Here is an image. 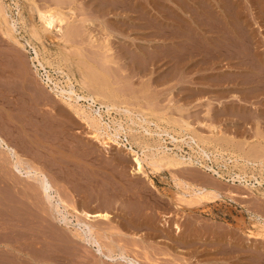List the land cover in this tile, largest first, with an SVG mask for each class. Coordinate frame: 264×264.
Wrapping results in <instances>:
<instances>
[{
    "label": "rangeland",
    "instance_id": "374dc122",
    "mask_svg": "<svg viewBox=\"0 0 264 264\" xmlns=\"http://www.w3.org/2000/svg\"><path fill=\"white\" fill-rule=\"evenodd\" d=\"M16 1H20L18 2L20 7L14 4ZM35 1L41 8L55 5L54 0ZM141 1L144 2V0ZM151 1L154 4L157 1L156 4L158 9H162L163 0ZM178 1L187 4V10L189 7L188 13H183L184 16L186 15L185 17L190 19L188 24L194 26L196 22L199 24V27H201L197 33H194L195 31L187 33V37H189L188 42L191 44H187L185 59L182 58L183 61L187 63L183 61L179 63L177 59L178 56L176 55L177 57L174 58L175 54L178 53L174 54L172 48H170V50L166 46L164 47L166 49L162 48L158 40V35L155 40L147 42L142 34L147 32L148 29L145 31L136 30V32L126 30L124 35H120L119 37L116 36L117 29H113L112 24L117 18L110 13L105 16L104 24L106 23L105 25L108 26V32L114 34L111 36V39H116L114 41H109L111 50L105 53L103 49H100L106 34V31L101 29V18H99V21H95L96 24L93 25L92 28V34L98 33L99 38L94 43L89 35L85 37L83 43H76V38L73 39V37L70 38L71 42H64L62 38H60V34L56 35L59 38L57 37L52 40L44 35V31L41 28L38 30L42 37L38 38V36L34 35L31 31V21L28 15V0H4V2L12 6L14 11L19 10L22 14L23 19L18 21V28L21 34L30 41L32 45V47L29 48L30 52H24L14 41L5 37L0 29V42H2L0 43V49L3 50L0 51L2 53H0V63H5L2 60L11 55L12 57L10 56V59L16 60V64H19L17 66L15 64V67H19L17 70L22 69L20 66L22 64H27V68L30 66V68H28L29 72L26 74V83L29 81L28 77L30 78V83L34 77L31 86L35 87L37 85L36 81L38 80L36 79V74L33 73L32 77L30 75V73L33 72V67L29 56L33 55L32 53L34 49H36L40 59L46 66V70H48V74L53 81L59 82L61 86L67 87V84L72 82L71 84H73L74 88L82 92L83 89L80 88L77 80L80 77V71H84L93 76L91 81L95 82L96 80L97 82L98 80V84L95 83L98 86L100 85L101 88L107 91L113 90L118 92L120 96L122 95L121 98L117 99L116 103L122 105L127 104L135 108L143 106V108L155 109V111L160 110L161 106L162 108L171 106L172 108L170 107L168 114L164 116V120H160L156 116H150V119H153L158 122L160 126L170 130L178 138H181V134L183 135L189 130V132L193 131L194 134L197 133H195V129L193 130V128H187L181 131L183 120L189 121L190 124L196 126V129L198 128L197 130L199 132H204L203 134L208 135L210 142L207 143L206 147L211 150L212 164L209 162V159H207V162L215 168L221 169L222 173L228 178L236 172L244 174L249 182L255 183L257 180L254 177H257V179L261 181V185L256 182L255 186L257 187L250 189L256 192L255 195L250 190L243 187L240 188V186L237 185L234 189L237 192L249 194V198L237 197L236 199L239 202L247 204L251 209L253 208V211H259L258 213L264 215V200L261 199L263 197L261 192H264V85L261 87L258 85L257 88L255 87L257 85V78L260 77L259 73L257 74V69L258 67L261 68L260 66L264 67V30L262 31V29H264V15L260 14V11H258L260 7L261 12H264V5H262L264 0H259V2H254L255 0H168V3L172 7L178 9V3H180ZM252 3L256 4L254 8V4ZM257 3H260L259 5H262V7ZM154 4L151 6L152 12L158 16L159 14L156 13L157 7L156 4ZM41 5H43V7ZM15 17L17 18L16 12ZM35 23L39 25L38 16L35 17ZM110 25L111 27H109ZM260 26H262V29ZM100 33H102V35ZM128 33H131V36L134 33V35H136L135 38L131 39V36L126 37ZM140 34L141 36L139 37ZM193 34L194 36H192ZM259 35H262V37ZM126 40L130 41V44ZM133 41L135 43H132ZM9 42L11 43L10 45ZM251 42H256L255 44H257V46L255 44H253V46ZM43 43L44 45H42ZM124 44L127 49L129 48L128 50H126ZM14 46L15 49L13 50ZM158 47H161V50H158ZM146 49L149 51H146ZM250 50L253 52H250ZM15 51L18 52L16 53ZM143 51H145V54H142ZM163 51L166 53H163ZM132 52L133 54H130ZM147 52H149V55H147ZM256 53L258 56H256ZM3 55L5 57H3ZM106 55L111 60H108ZM135 55L141 56V58L143 57L142 59L144 61L140 60V62H138L137 60L141 58ZM15 56H18V58ZM156 56L158 57L156 58ZM159 57L161 59H159ZM20 58L21 60H19ZM95 58L97 60H95ZM178 58L180 59L181 56ZM22 59L25 61L23 62ZM17 61H19V63ZM105 61L108 64H106ZM128 61L130 63H128ZM141 61H143L148 68H145L144 63L142 64ZM20 62L22 63L20 64ZM257 62H260L258 65H261H256ZM252 63H254L255 67ZM121 64L122 66L124 65V68ZM129 64L131 65L129 66ZM137 64L139 65L137 66ZM251 65L257 69L255 70ZM2 67L4 68L5 65L2 64ZM15 67L13 70L16 69ZM127 67L129 68L127 69ZM146 69L148 70L146 71ZM9 70L15 73L14 76H16L18 71H13L11 68ZM9 70L8 68L5 70V75L9 77V79L11 78L10 80L19 81L18 84L15 83L16 85H19V83L22 85L20 76L13 77V73ZM121 70L122 72L120 73L119 71ZM140 70L141 73H144L141 74ZM19 73H21V70ZM137 73L140 74L137 75ZM162 78L164 79L162 80ZM249 78H253L255 82L251 79L250 81ZM2 79L3 77L0 78V85L3 86L0 90L7 86L5 85L7 80L3 79V81ZM132 83L135 84L133 88L135 89L137 87V89L134 90L131 87L133 86L131 85ZM127 86L131 90L127 89ZM151 88L154 92L152 90L150 91ZM17 89L21 88L18 87ZM17 91H15L16 93L13 92L14 94L10 93L8 87L0 91V107H5L6 109L12 107L17 113L14 118L11 115L8 116V114H3L4 116L2 115L0 119V127L1 125H4V127L0 129L10 139L14 137L13 144L20 149L19 152L21 151L22 155H24L31 164L39 167L42 166V169L44 168L43 170L48 175H51L49 177L53 178L52 180H56H54L55 184H59L62 190L64 188L65 191H63V193L64 196L66 195V199L67 197L71 199L73 204H76L78 208L80 206V208H84L90 212H97L100 210L108 211L113 215V217L111 216L110 219L104 222H102V220L105 219L101 220V218H97V220L95 218L89 220L84 216H80L82 220L90 222L91 224L93 223V226H97L95 227L97 232H95V234L103 244L105 251H107L108 248H114L116 252L122 250L142 264H264V246H262L264 245V228L260 223L253 222L248 224L246 232L236 230L232 232L228 230L229 233L227 230L224 232V229H227L225 228V226H227L225 224V219L226 221H232V218L222 206L217 207V210L214 209V213L217 216L215 218L216 222H213L210 215H207V213L200 214V212H196L193 213V215H186L183 214V212H179L166 198L151 187L144 178L131 174L132 163L129 155L125 153V148L116 145L108 149L103 147L97 141L88 138L85 135L86 129L82 123L80 124L78 122V124H76L72 116L71 118H73L74 125L71 118H68L70 119L68 121L66 119L62 122L64 119H61V117L58 118L59 115L53 113L55 111L53 108L51 109V105L50 107L45 105V109L42 106H38L39 103L34 99L32 92V94H30V91ZM21 93H24V97L29 96L23 98L26 102L28 100L27 103L30 104L32 101L34 105L28 108L30 105L23 101V96H18L21 95ZM16 94H18L17 99L19 101L16 99ZM147 95L150 96V98ZM14 98L16 100H14ZM98 98L102 101L108 100L101 96ZM207 98H210L212 103L207 102ZM218 102H221L222 106H219ZM2 103H5V105ZM22 105L23 107L21 108ZM208 105L211 109L210 112L207 108ZM42 108L48 111H46V113L49 116L46 115L45 112L44 114L42 113L44 111ZM26 109H29L28 113L30 115L27 113ZM35 109L36 111H40L41 114L39 112H34ZM23 110L26 113H23ZM205 110L206 113L204 114ZM114 111L112 110L110 113L112 116L105 113L106 120L109 121L113 117L122 120L125 126L130 124L131 121L126 115ZM32 113L34 116L31 118L33 115ZM56 115L57 118H53ZM3 117L10 119L5 120ZM168 120L170 122H168ZM199 121L211 122L220 125V127L223 126L224 134H222L221 137H217V134H212L208 124L201 126L198 124ZM57 122H61L60 124H64L65 126H58L59 123ZM56 123L58 124L57 126L55 125ZM142 123L145 124L147 122ZM152 128L155 129L156 127L153 125ZM138 129L140 131L142 128ZM140 133L143 132L140 131ZM130 134L128 133L127 136L131 140L132 136H129ZM229 138L231 140H229ZM167 140L169 143L168 146L175 147L173 143L170 142V139ZM180 145L181 149H178L180 153L186 154L189 152L188 154L191 153L194 158L198 156L196 159L197 161L200 160V155L196 154L188 143L180 142ZM86 148L88 150L91 148L92 152L88 151ZM257 155L262 157V159L258 158ZM243 158H245V160ZM246 159L249 161L253 160L252 162H256V165H250L246 162ZM179 171H176L175 174L186 179L194 180L203 176L202 179H211L213 183L221 186H228L230 184L228 181H225V179L217 177V175H214L210 171H204V169L199 166L198 168L194 167ZM24 180L25 183L27 182L26 184ZM24 180L22 184H16L10 180L8 184L10 186L7 185L9 188L6 186L8 189H4L8 191H3L7 194L5 196V193H2L3 195L0 194L2 197L1 199H3H0V202H2L0 203V224L6 222L9 227L7 235H5L4 230L0 228V243L1 241L4 242L7 238L8 242L11 244L9 247L5 248L3 247V243L0 244V264H126L123 259L112 261L101 257L95 250L96 246L88 245L82 239L76 237L72 228L67 227L64 223L54 218L53 214H51L52 210L49 203L43 198L44 196L38 190L36 184H34L36 187L33 189L31 188V186L34 187L32 182L30 180L28 181L26 178H24ZM154 180L156 185L161 188L172 183L171 175L168 173L155 176ZM237 184L239 185L240 183L237 181ZM27 186H29V189ZM17 189L19 191H17ZM8 194H12V197L9 198L11 195L9 196ZM116 196H119V198H115ZM256 196L257 198H255ZM12 198L13 200H11ZM16 200H20V202L23 200L24 204L22 205L19 201L17 203L15 202ZM71 200L68 201L72 203ZM3 202L5 203L3 204ZM229 203L232 204L234 213H237L238 210L241 209L233 200H230ZM233 207H236L238 210ZM20 208L26 211H23L25 214H21L23 212L20 211ZM164 214L170 215L167 220H164ZM69 217H72L73 223L76 224L78 221L77 218L71 215H69ZM13 222H15V224L21 223V226H15ZM175 223L180 224V231L176 230Z\"/></svg>",
    "mask_w": 264,
    "mask_h": 264
},
{
    "label": "bare ground",
    "instance_id": "6f19581e",
    "mask_svg": "<svg viewBox=\"0 0 264 264\" xmlns=\"http://www.w3.org/2000/svg\"><path fill=\"white\" fill-rule=\"evenodd\" d=\"M14 1V0H13ZM55 1V5H50V6H44L46 8H41L35 0H28L29 2V7H28V15L30 18V26H31V31L34 35L38 36V38L42 37L41 33H39L40 31L38 30L39 28L43 29L44 31V35L50 39H55L58 36H56L57 34H60V38H62V40L64 42H71L70 38L73 37V39H75L76 43L80 42L83 43L84 39L86 36H90V38L93 40V43L95 41H97L98 38V33H94L92 34V28L93 25H95V21L98 20L99 18H101V29L106 31V34L104 36L103 42L100 46V49H103L104 53L111 50L110 46H109V41L112 40L111 36H113L114 34L111 32H108V26H106L104 24V20H105V16L107 14H113L115 15V17L117 18V20H114L112 27L113 29L116 28L117 29V35L116 36H120V35H124V32L126 30H129L131 32H136V30H142L145 31L148 29L147 32H144L142 35L145 38V40L147 42H151L153 40H155V38L158 35V40L160 45L162 46V48H164L165 46L167 48H172V50H174V54L172 55L174 56V58H176L177 56L181 58L179 59L177 57V59L179 60L178 62L180 63V61L182 62L184 58L185 59V55H186V47L187 44L190 43L188 42V38L187 37V33L188 32H193L197 33L199 32V29L201 27H199V24H197L195 22L194 26H190L188 23L190 22V19H188L187 17L184 16V14H187L189 11V7L188 10L186 8L187 4H184L181 1H178L180 3H178L179 5V10L172 7L169 3L168 0H163L162 2V9H158L157 7V1L155 2L156 7H157V12L159 15L156 16L155 14H153L152 12V1L151 0H54ZM252 1V0H251ZM20 1H16L14 4L17 7L19 6ZM161 2V1H160ZM196 2V1H195ZM254 2H259V0H255ZM171 3V2H170ZM261 3V2H260ZM259 3V4H260ZM28 4V3H27ZM154 4V5H155ZM201 4V3H200ZM210 4V3H209ZM230 4V3H229ZM254 4V3H252ZM251 4V5H252ZM258 4V3H257ZM258 4V5H259ZM262 4V3H261ZM45 5V4H44ZM190 5V4H188ZM203 6H205L204 4H202ZM256 4L253 5V8ZM264 5V2L263 4ZM262 5H259L262 7ZM43 7V5H41ZM258 6V7H259ZM155 7V8H156ZM193 7V6H191ZM200 8V7H199ZM206 8V7H205ZM204 8V9H205ZM251 8V9H253ZM18 9V8H17ZM192 9V8H191ZM257 9V8H256ZM208 11V10H207ZM257 11V10H255ZM260 14L264 15V12L262 13L259 7ZM15 12L17 14V18L15 17ZM192 12V11H191ZM184 13V14H183ZM194 14V12H193ZM211 14V13H210ZM38 16L39 18V25H37L35 23V17ZM212 16V15H211ZM197 18V17H196ZM261 18V17H260ZM21 19H23L22 14L20 13V11H14V8L12 6H9L8 4H6L4 2V0H0V29L2 30L3 34L5 37L9 38L10 40L14 41L15 44L24 50V52L29 53L30 50L29 48L32 47L30 41L25 38L19 28H18V21ZM258 19V18H257ZM256 19V20H257ZM262 19V18H261ZM264 19V18H263ZM110 20V19H109ZM250 20V19H249ZM141 21V22H140ZM254 21V18H253ZM192 22V21H191ZM255 22V21H254ZM252 23V22H251ZM257 23V22H256ZM259 23V21H258ZM24 25V24H23ZM211 25V24H210ZM220 25V24H219ZM261 25V24H260ZM27 26V25H26ZM246 26V25H245ZM111 27V25L109 26ZM262 26H260L261 28ZM239 29V28H238ZM262 29V28H261ZM260 29V30H261ZM259 30V31H260ZM264 29H262L263 31ZM225 31V30H223ZM234 31V30H233ZM155 32V33H153ZM126 33V32H125ZM252 33V32H251ZM259 33V32H258ZM261 33V31H260ZM264 33V32H263ZM102 35V33H100ZM131 33H128V35H126V37L131 36ZM134 35V33H133ZM131 36V39H134L136 35ZM249 35V34H248ZM138 36V35H137ZM141 36V34L139 35V37ZM194 36V34L192 35ZM260 36V35H259ZM258 36V39H259ZM262 37V35L260 36ZM264 37V35H263ZM2 38V37H1ZM37 38V37H36ZM59 38V37H58ZM103 38V37H102ZM252 38V37H251ZM3 39V38H2ZM1 39V40H2ZM6 39V38H5ZM72 39V41H73ZM116 39V38H115ZM113 38L112 41L115 40ZM4 40V39H3ZM118 40V39H117ZM5 41V40H4ZM8 41V40H7ZM40 41V40H38ZM125 41V39H124ZM127 41V40H126ZM255 41V40H254ZM258 41V40H257ZM6 42V41H5ZM120 42V41H119ZM117 42V43H119ZM130 44V41H127ZM126 42V44H127ZM2 43V42H0ZM7 43V42H6ZM41 43V42H40ZM88 43V42H86ZM113 43V42H112ZM132 43H135L134 41ZM137 43V42H136ZM211 43V42H210ZM252 43V42H251ZM256 42L252 43L255 44ZM11 43L9 42V45ZM57 44V43H55ZM191 44V43H190ZM189 44V45H190ZM44 45V43L42 44ZM74 45V44H73ZM89 45V44H88ZM123 45V44H120ZM125 45V44H124ZM153 45V44H152ZM169 45V46H168ZM171 45V47H170ZM244 45V44H243ZM257 46V44H255ZM259 45V43H258ZM90 46V45H89ZM129 46V45H128ZM139 46V45H138ZM141 46V45H140ZM251 46V45H250ZM254 46V45H253ZM251 46V47H253ZM12 47V46H11ZM16 47V48H18ZM34 47V45H33ZM46 47V46H45ZM94 47V46H92ZM113 47V44H112ZM126 48V45L124 46ZM123 47V48H124ZM65 48V47H64ZM114 48V47H113ZM157 48V46H156ZM159 48V47H158ZM161 48V47H160ZM158 50H161V49ZM261 48V47H259ZM15 49V46L13 48V50ZM34 49V48H32ZM88 49V48H87ZM129 49V48H128ZM126 48V50H128ZM132 49V48H130ZM136 49V48H135ZM148 49V47H147ZM146 51H149L147 50ZM166 49V48H164ZM2 49H0L1 51ZM171 50V51H172ZM3 51V50H2ZM78 51V50H77ZM154 51V50H153ZM151 51V52H153ZM7 52V50H6ZM13 52V51H12ZM16 53L18 51H15ZM23 52V53H24ZM93 52V51H91ZM114 52V51H113ZM117 52V51H116ZM150 52V53H151ZM157 52V51H156ZM160 52V51H159ZM199 52V51H198ZM250 52H253L250 50ZM1 53V52H0ZM4 53V52H3ZM139 53V52H138ZM163 53H166L163 51ZM185 53V54H184ZM260 53V52H259ZM2 54V53H1ZM6 54V53H4ZM19 54V53H18ZM33 55H30V61H31V65L33 67V72L30 73L31 77L32 74H36L37 76V80L36 81L37 85L35 87L31 86V83L34 80H31L32 82L30 83V78L28 77L29 81L26 83L27 81V72L28 68H30V66L27 68V64H22L20 65L22 69L21 73H19L20 70H17L18 68L15 67L16 64V60H11L10 56L6 57V59L2 60L5 63H2L3 65H5V69L2 67H0V78L3 77V79L7 80V83H2L7 85L6 87H8L10 93H13L15 91H20V92H24V91H30V94L33 93V97L34 99L39 103L36 104L38 106H42L44 107L45 105H48L50 107L51 105V109L53 108V110L58 116V118L61 117V119L63 118L65 121L68 118H71V116L74 118V121H76V124H78V122L84 126L85 130V135L88 138H91L92 140L97 141L100 145H102L105 148H111L113 145L119 146V147H123L126 149V152L131 160V168H132V172L131 174L133 175H138L142 178H144L147 183L153 187L156 191H158L164 198H166L179 212H183V214H192L193 213H207V215H210L211 219L213 222H216L215 218L217 217L215 215V210L217 207L222 206V208H225L227 210V212L229 213V216H231L232 221H226L225 219V224L227 226H225L224 232L225 230H227V232L236 230V231H240V232H246V227L248 226V224L253 223V222H258L260 223V225H262V227L264 228V215L261 213H258L259 211L255 212L253 211L249 206H247V204L241 203L239 202L236 198L237 197H243V198H249V194L246 193H240L235 191L234 187L240 186L250 190L253 187H257L255 186V183L258 182L259 185H261V181H259L257 179V177H254L257 181L255 183L249 182V180L246 178V176L244 174L241 173H234L232 176H230L229 178L226 177V175H224L221 171V169H217L215 168L213 165H211L209 162H207V159H211V150H209L206 145L208 142H210L208 135L203 134L201 132H199L196 129L195 125H192L189 123V121L183 120L182 121V129L181 131L187 129V128H193V130L195 131L196 134H194V132H187L185 134H181V138H178L177 136H175L170 130L164 128L163 126H160V124L156 121H154L153 119H150V116H156L158 117L160 120H164V116H166L168 114V111L170 109L171 106L168 107H160V110L155 111V109H146L142 107H138L135 108L133 106L127 105V104H119L116 103L117 99L121 98V96L119 95L118 92H115L113 90L111 91H107L104 88H101V86L97 85L98 80L95 83L93 81H91V78L93 77L92 75H90V73L88 72H84V71H80V77L77 80L78 84L80 86V88L83 89L82 92H79L76 88H74L73 84L68 83L67 87L65 86H61L59 84V82L57 81H53V79L51 78V76L48 74V70H46V66L43 63V61L40 59L39 57V53L36 49H34V52L32 53ZM117 54V53H116ZM122 54V53H120ZM130 54H133L130 53ZM137 54V52H136ZM142 54H145V51H143ZM180 54V55H179ZM257 54V53H256ZM9 55V54H8ZM13 55V54H12ZM24 55V54H22ZM81 55V54H80ZM123 55V54H122ZM121 55V56H122ZM140 55V54H139ZM147 55H149V52H147ZM177 55V56H176ZM14 56V55H13ZM19 56V55H18ZM18 56H15L18 58ZM118 56V54H117ZM132 56V55H131ZM136 56V55H135ZM153 56V55H152ZM163 56V55H162ZM255 56V55H254ZM258 56V54L256 55ZM255 56V58H256ZM2 57V56H1ZM3 57H5L3 55ZM12 57V56H11ZM28 57V56H27ZM60 57V56H59ZM103 57V56H102ZM106 57L108 58V56L106 55ZM141 58V56H136ZM158 56H156L157 58ZM23 58V57H22ZM89 58V57H88ZM99 58V57H98ZM104 58V57H103ZM120 58V57H119ZM118 58V59H119ZM143 58V57H142ZM138 59L137 61L140 62V60L143 59ZM172 58V57H171ZM254 58V57H253ZM10 59V60H9ZM159 59H161L159 57ZM260 59V58H259ZM21 60V58L19 59ZM29 60V59H28ZM95 60H97L95 58ZM99 60V59H98ZM108 60H111L108 58ZM126 60V59H125ZM254 60V59H252ZM23 61V59H22ZM25 61V60H24ZM23 61V62H24ZM135 61V60H134ZM144 61V60H143ZM141 61V63L143 64L144 62ZM189 61V60H188ZM19 63V61H17ZM95 62V61H94ZM122 62V61H121ZM124 62V61H123ZM146 62V60H145ZM148 62V61H147ZM186 62V61H183ZM254 62V61H252ZM22 62H20L21 64ZM26 63V62H25ZM106 63V61H105ZM128 63H130L128 61ZM187 63V62H186ZM255 63V62H254ZM254 63L253 66H254ZM257 62L256 65H258ZM51 64V63H50ZM108 64V63H106ZM149 64V62H148ZM182 64V63H181ZM19 64H16V66ZM30 65V64H29ZM86 65V64H85ZM128 65V64H127ZM131 64H129L130 66ZM139 64H137L138 66ZM146 64L144 63V66ZM261 65V64H259ZM258 65V66H259ZM122 66V64H121ZM124 66V65H123ZM122 66V67H123ZM133 66V65H132ZM131 66V68H132ZM196 66V65H195ZM252 66V65H251ZM252 66V67H253ZM256 66V67H258ZM17 74L16 76L19 77L20 76V81L22 83V85H16L15 83L18 84V82H16L15 80H10L9 77H7L5 74V70H8L11 68L13 70V68ZM78 67V66H77ZM147 66H145L146 68ZM255 67V66H254ZM253 67V68H254ZM261 68L258 67L257 69V74L259 73V78L255 79L257 80V85L255 86L257 88V86L259 85L260 87L262 85H264V76H263V72H264V67L260 66ZM94 68V67H93ZM121 68V67H120ZM124 68V67H123ZM126 68V65H125ZM129 67H127L128 69ZM148 68V67H147ZM250 68V67H249ZM92 69V67H91ZM103 69V68H102ZM153 69V68H152ZM251 69V68H250ZM255 69V68H254ZM255 69V70H256ZM13 70V71H14ZM30 70V69H29ZM88 70V69H87ZM132 70V69H131ZM139 70V69H138ZM148 69H146L147 71ZM10 71V70H9ZM64 71V70H63ZM116 71V70H115ZM135 71V70H134ZM133 71V72H134ZM137 71V70H136ZM11 72V71H10ZM50 72V71H49ZM60 72V71H59ZM66 72V70H65ZM120 73L122 72L119 71ZM149 72V71H148ZM154 72V71H153ZM13 73V72H11ZM132 73V72H131ZM141 73V70H140ZM139 73V74H140ZM144 73V72H142ZM141 73V74H142ZM66 74V73H65ZM117 74V73H116ZM129 74V73H128ZM136 74V73H135ZM137 73V75H139ZM7 75H8V71H7ZM10 75V74H9ZM13 77L15 73L12 74ZM11 75V76H12ZM250 75V73H249ZM34 76V75H33ZM98 76V75H97ZM253 76V75H252ZM8 79H7V78ZM112 77V76H111ZM139 77V76H138ZM141 77V76H140ZM250 77V76H249ZM257 77V76H255ZM129 78V76H128ZM151 78V77H150ZM2 79V80H3ZM18 79V78H17ZM65 79V78H64ZM67 79V78H66ZM123 79V78H122ZM127 79V78H126ZM153 79V78H152ZM151 79V80H152ZM156 79V78H155ZM164 78H162L163 80ZM253 81V78H249V80ZM69 80V79H68ZM131 80V79H129ZM250 80V81H251ZM1 81V80H0ZM4 81V80H3ZM60 81V80H59ZM121 81V80H120ZM132 81V80H131ZM130 81V82H131ZM25 82V83H24ZM134 82V81H133ZM157 82V81H156ZM255 82V81H253ZM252 82V83H253ZM121 83V82H120ZM129 83V82H128ZM137 83V82H136ZM1 84V83H0ZM25 84V85H24ZM34 84V83H33ZM65 84V83H64ZM251 84V83H250ZM109 85V84H108ZM128 85V84H127ZM133 86H131L132 88L134 87L135 84H131ZM150 85V84H149ZM253 85V84H252ZM3 85H0V88ZM123 86V85H122ZM145 86V85H144ZM152 86V85H150ZM5 87V86H4ZM5 87V88H6ZM21 88V89H17V88ZM2 88V89H5ZM26 88V89H25ZM156 88V87H155ZM1 89V90H2ZM25 89V90H23ZM127 89L128 86H127ZM134 89V88H133ZM137 89V87L135 88ZM134 89V90H135ZM141 89V88H140ZM148 89V87H147ZM154 89V88H153ZM261 89V88H260ZM0 90V91H1ZM123 91H125L124 89H122ZM131 90V89H129ZM127 90V91H129ZM152 90V88L150 89V91ZM251 90V89H250ZM258 90V89H256ZM6 91V90H5ZM4 91V92H5ZM17 91V92H18ZM122 91V92H123ZM133 91V90H132ZM140 91V90H139ZM145 91V90H144ZM149 91V89H148ZM154 92V90H152ZM263 91V90H262ZM3 92V94H4ZM32 92V93H31ZM147 92V90H146ZM16 93V92H15ZM131 93V92H130ZM138 93V92H137ZM2 94V95H3ZM14 94V93H13ZM12 94V95H13ZM19 94V93H18ZM18 94H16L15 96H17ZM127 94V92H126ZM259 94V93H258ZM8 95V94H7ZM128 95V94H127ZM126 95V96H127ZM1 96V95H0ZM4 96V95H3ZM18 96H23V98L25 97H29V96H25L24 97V93H21V95ZM18 96L16 97V99L18 98ZM99 96L107 98V101H102L99 100ZM137 96V95H136ZM144 96V95H143ZM148 96V95H147ZM175 96V94H174ZM260 96V95H259ZM7 97V96H6ZM31 97V96H30ZM150 98V96H148ZM152 97V95H151ZM206 97V96H205ZM5 98V97H4ZM21 98V97H20ZM171 98V97H170ZM204 98V97H203ZM13 99V98H12ZM14 98V100H16ZM21 99V101H22ZM27 99V98H26ZM155 99V98H154ZM106 100V99H105ZM4 101V100H2ZM1 101V102H2ZM10 101H11V97H10ZM13 101V100H12ZM17 101H19L17 99ZM23 101L26 102V100L23 99ZM22 101V103H23ZM33 101V102H36ZM173 101V100H172ZM176 101V100H175ZM207 102L212 103V101H210V98L206 99ZM6 102V101H5ZM9 102V101H8ZM14 102V101H13ZM24 102V103H25ZM28 102V100H27ZM26 102V103H27ZM36 102V103H37ZM21 103V102H20ZM21 103V104H22ZM32 101L27 104H29L30 106H28V108H30L32 105H34ZM152 103V102H151ZM179 103V102H177ZM3 104V103H2ZM43 104V105H40ZM208 104V103H207ZM219 106L221 105V102H218ZM5 105V103L3 104ZM2 105V106H3ZM20 105V104H19ZM152 106V105H150ZM211 106V104H210ZM210 106L208 105V111L210 112ZM4 107V106H3ZM16 107V105H15ZM23 107V105L21 106V108ZM20 108V106H19ZM34 108V107H33ZM45 108V107H44ZM149 108V107H148ZM172 108V107H171ZM191 108V107H190ZM189 108V109H190ZM41 109V108H40ZM43 109V108H42ZM46 109V108H45ZM45 109H43L44 111L42 112L44 114V112L46 113ZM176 109V108H175ZM179 109V108H178ZM255 109V108H254ZM260 109V108H259ZM25 110V109H24ZM23 110V113H26ZM27 113L29 109H26ZM31 110V109H30ZM34 110V109H33ZM50 110V109H49ZM117 111L118 113H122L124 115H126L129 120L131 121L130 124H128L127 126L124 125L123 121L120 120L119 118H113L111 120H106L105 118V113L110 114L111 111ZM114 111V112H115ZM18 112V111H17ZM21 112V111H20ZM34 112H39L40 111H35ZM48 112V111H47ZM52 112V111H51ZM198 112V111H196ZM195 112V113H196ZM217 112V111H216ZM19 113V112H18ZM37 113V114H39ZM52 113V114H53ZM170 113V112H169ZM206 113V110L204 111V114ZM3 114H8V116H12L14 118V116H16V111L14 110V108L12 107H8V109L1 108L0 107V119L2 118L1 116ZM29 114V113H28ZM33 114V113H32ZM36 114V115H37ZM41 114V113H40ZM248 114V113H247ZM26 115V114H24ZM30 115V114H29ZM46 115H48L46 113ZM54 115V114H53ZM57 115L53 118H57ZM185 115V114H184ZM4 116V115H3ZM34 116V114L31 116V118ZM49 116V115H48ZM51 116V114H50ZM70 116V117H69ZM110 116H112L110 114ZM257 116V115H256ZM108 117V116H107ZM258 117V116H257ZM260 117V116H259ZM38 118V117H37ZM73 118H71L73 121ZM256 118V117H255ZM3 119L7 120L10 118H5L3 117ZM60 119V120H61ZM254 119V118H253ZM45 120V119H44ZM48 120V119H47ZM181 120V119H180ZM4 121V120H3ZM2 121V122H3ZM12 121V120H11ZM15 121V119H14ZM50 121V120H49ZM48 121V122H49ZM70 121V123H71ZM73 121V125L75 124ZM142 122H147L145 124H143ZM168 122H170L168 120ZM11 123V122H10ZM9 123V124H10ZM50 123V122H49ZM59 123V122H57ZM55 124L56 126L58 124ZM61 123V122H60ZM58 126H65L64 124H60ZM1 124V123H0ZM5 124V122H4ZM184 124V125H183ZM198 124H200L201 126H205L208 124L209 128L212 131V134H217V137L220 136L222 134H224L223 131V126L220 127V125H216L214 123L211 122H205V121H199ZM8 125V124H7ZM13 125V124H12ZM10 125V126H12ZM50 125V124H49ZM46 125V126H49ZM155 126L156 128L153 129L152 126ZM38 126V125H37ZM55 126V127H56ZM176 126V125H175ZM257 126V125H256ZM259 126V125H258ZM1 127H4V125ZM0 127V128H1ZM15 127V126H14ZM50 127V126H49ZM70 127V125H69ZM264 127V126H263ZM8 128V126H7ZM6 128V129H7ZM60 128V127H59ZM138 128H142L140 131L143 133H140ZM179 128V127H178ZM208 128V127H207ZM208 128V129H209ZM3 129V128H1ZM0 129V194L7 192L8 190H4L6 188V186L9 184V181L11 180L13 183H21L23 182L24 178L28 179V181L30 180L32 182V184H36L38 190L43 194V198L49 203V206L51 207V214H53L54 218L58 221H61L62 223H64L67 227L72 228L73 229V233L75 234L76 237L82 239L85 243H87L88 245L91 246H96L95 250L97 251V253L101 256L104 257L106 259L109 260H116V259H123V261L126 264H142L140 261H138L137 259L127 255L124 251L120 250L118 252L114 251V248H108L107 251L104 250V246L103 244L99 241L98 237L96 236L95 232H96V228L97 226H93L90 222H87L85 220H82L80 218V216H84L86 219L92 220V219H97V218H101L105 219L102 220V222L106 221L107 219H110V217L113 215L108 212V211H97V212H90L85 210L84 208H78V206H76V204H73V201L71 199H69L67 197V199L65 198L66 195L64 196L62 187L59 186V184H55L54 180H52L53 178L49 177L51 175H48L43 169L42 166H35L33 164H31L24 155H22L21 151L19 152V148L13 144V138L10 139L6 134H4V132ZM48 129V128H47ZM54 129V128H53ZM58 129V128H57ZM69 130V129H68ZM59 131V130H57ZM56 131V132H57ZM71 131V130H70ZM82 131V130H80ZM221 131V133H220ZM227 131V130H225ZM7 132V131H6ZM11 132V131H10ZM66 132V131H65ZM253 132V130H252ZM128 133L130 134L129 136H132V139L130 140V138H128ZM188 133V134H187ZM40 134V133H39ZM233 134V133H232ZM57 135V134H56ZM64 135V134H63ZM228 136V135H227ZM42 137V136H41ZM45 137V136H44ZM85 137V136H84ZM216 137V138H217ZM66 138V137H65ZM228 138V137H227ZM45 139V138H44ZM170 139V142L173 143V145L176 147H170L168 146V140ZM229 140H231L229 138ZM70 141V140H69ZM91 141V140H90ZM214 141V140H213ZM264 141V140H263ZM20 142V141H19ZM92 142V141H91ZM180 142H184V143H188V145L192 148V150H194L196 152V154L200 155V160L197 161V157L194 158L192 156V154H184V153H180L178 151V149H181V145ZM25 143V142H24ZM58 143V142H57ZM69 143V142H68ZM59 144V143H58ZM89 144V143H88ZM258 144V143H257ZM256 144V146H257ZM262 145V144H261ZM260 145V146H261ZM86 146V145H85ZM91 146V145H90ZM259 146V147H260ZM252 147V146H251ZM258 147V149H259ZM89 148V147H88ZM177 150H175V149ZM62 149V148H61ZM87 149V148H86ZM85 149V150H86ZM124 149V150H125ZM215 149V148H214ZM58 150V149H57ZM70 150V149H69ZM77 150V149H76ZM88 150V149H87ZM92 149L90 148L91 151ZM87 151V152H88ZM213 151V150H212ZM56 152V151H55ZM61 152V151H60ZM70 152V151H69ZM79 152V151H78ZM77 152V153H78ZM92 152V151H91ZM251 152V151H250ZM256 152V151H255ZM41 153V152H40ZM67 153V152H65ZM71 153V152H70ZM80 153V152H79ZM38 154V153H36ZM75 154V153H74ZM263 154V153H262ZM60 155V154H59ZM259 155V154H258ZM257 155V156H258ZM88 156V155H87ZM260 156V155H259ZM261 158L262 157H259ZM240 157V156H239ZM242 157V156H241ZM251 157V156H250ZM38 158V157H37ZM76 158V156H75ZM74 158V159H75ZM78 158V157H77ZM202 158V159H201ZM245 160V158H243ZM251 160V159H250ZM256 160V159H255ZM258 160V159H257ZM69 161V160H68ZM253 160L249 161L246 159V162H248L250 165L251 164H255L254 162H252ZM41 162V161H40ZM61 162V161H60ZM258 162V161H257ZM74 163V162H73ZM261 163V160H260ZM248 164V165H249ZM46 165V164H45ZM50 165V164H49ZM93 165V164H92ZM256 165V164H255ZM44 166V165H43ZM69 166V165H68ZM202 167L204 169V171H210L212 172L214 175H217V177L225 179V181H228L230 184L228 186H221L218 184H215L211 181V179H206L203 178V176H201V178H197V179H186L184 177L178 176L177 174H175L176 171H181V170H188L190 168H194V167ZM258 166V165H257ZM55 167V165H54ZM59 167V166H58ZM103 167V166H102ZM67 168V167H66ZM61 170V169H60ZM104 171V170H103ZM179 171V172H180ZM65 172V171H64ZM224 172V171H223ZM162 173H168L171 175L172 178V183H169L166 187L161 188L158 185H156L154 177L158 176ZM17 174V175H16ZM87 174V173H85ZM97 174V173H96ZM254 176V175H253ZM57 178V177H56ZM84 178V177H82ZM87 179V178H86ZM107 179V178H106ZM263 179V178H262ZM105 180V179H104ZM56 181V180H55ZM240 183L239 185L237 184ZM86 182V181H85ZM227 182V183H228ZM25 183V180H24ZM27 183V182H26ZM25 183V184H26ZM29 183V182H28ZM69 183V182H68ZM72 183V182H71ZM85 184V183H84ZM10 186V185H8ZM7 186V187H8ZM12 186V185H11ZM17 186V185H16ZM30 186V183H29ZM27 186V188L29 187ZM34 185V187L31 186V188H35L36 187ZM59 186V187H58ZM73 186V185H72ZM96 186V185H95ZM136 186V185H135ZM64 187V186H63ZM69 187V186H68ZM9 188V187H8ZM6 188V189H8ZM19 188V187H17ZM26 188V189H27ZM97 188V187H96ZM237 188V187H236ZM15 189V187H14ZM29 189V188H28ZM66 189V188H65ZM134 189V188H133ZM259 189V188H258ZM70 190V189H69ZM114 190V189H113ZM5 191V192H3ZM17 191H19L17 189ZM37 191V190H36ZM67 191V190H66ZM251 192H253V190H250ZM73 192V191H72ZM88 192V191H87ZM95 192V191H94ZM259 192V191H258ZM66 193V192H65ZM256 192H253V194L255 195ZM262 194V198L264 200V192H261ZM7 193L4 194V196ZM16 194V193H15ZM29 194V193H28ZM3 195V194H2ZM11 198L12 194H8ZM34 195V194H33ZM69 195V194H68ZM87 195V194H86ZM35 196V195H34ZM39 196V195H36ZM109 196V195H108ZM120 196V195H119ZM119 196H116L115 198H119ZM73 197V196H72ZM71 197V198H72ZM2 197L0 196V199ZM8 198V199H9ZM39 198V197H38ZM117 198V199H118ZM257 198V196L255 197ZM259 198V197H258ZM7 199V198H6ZM19 199V198H16ZM111 199V198H110ZM3 200V199H1ZM10 200V199H9ZM13 200V198L11 199ZM68 200H71V202H69ZM75 200V199H74ZM230 200H233L234 203L238 204L239 207H241V209H237L236 207H233L235 209L238 210L237 213L233 212L232 209V204L229 203ZM8 201V200H7ZM19 203H21L22 205L24 204L23 200L22 202H20V200H18ZM18 201L16 200L15 202L18 203ZM37 201V200H36ZM106 201V200H105ZM13 202V201H10ZM9 202V203H10ZM33 202V201H32ZM88 202V201H87ZM111 202V201H110ZM113 202V200H112ZM115 204L116 201L114 200ZM118 202V201H117ZM2 203V202H0ZM5 202H3L4 204ZM92 203V202H91ZM42 204V203H41ZM81 204V203H80ZM114 204V203H112ZM118 204V203H117ZM16 205V204H15ZM26 205V204H25ZM249 205V204H248ZM4 206V205H3ZM8 206V205H7ZM225 206V207H224ZM237 206V207H238ZM37 207V206H35ZM47 207V206H46ZM45 207V208H46ZM105 207V206H104ZM15 208V207H14ZM21 209V210H20ZM20 211H25L22 210V208H20ZM219 209V208H218ZM49 210V209H48ZM106 210V209H105ZM217 210V209H216ZM255 210V209H254ZM18 211V212H20ZM26 212V211H25ZM44 212V211H43ZM224 212V211H223ZM264 213V212H263ZM21 214H25L24 212ZM4 215V214H3ZM20 215V213H19ZM31 215V214H30ZM42 215V214H41ZM69 215L76 217L77 218V222L76 224L73 223V219L72 217L70 218ZM2 216V215H1ZM52 216V215H51ZM168 216L170 215H166L164 214V220H167ZM202 216V215H201ZM206 217V216H205ZM5 218V217H4ZM147 218V217H146ZM35 219V218H34ZM46 219V218H45ZM224 219V218H223ZM98 220V219H97ZM218 220V219H217ZM7 221V220H6ZM44 221V220H43ZM42 221V222H43ZM25 223V222H24ZM101 223V221H100ZM106 223V222H105ZM221 223V221H220ZM223 223V222H222ZM13 224L15 226H21L20 224H15V222H13ZM47 224V223H46ZM56 224V223H55ZM97 224V223H96ZM10 225V224H9ZM23 225V224H22ZM95 225V224H94ZM98 225V224H97ZM108 225V224H107ZM251 226V225H250ZM14 227V226H13ZM0 228L1 230H4V234L7 235V231L9 229V227L7 226L6 222H2L0 224ZM58 228V227H57ZM175 228L176 230H181L180 228V224L179 223H175ZM229 230V231H228ZM264 230V229H263ZM31 231V229H30ZM2 233V232H1ZM31 233V232H30ZM60 233V232H58ZM97 233V232H96ZM218 233V231H217ZM216 233V234H217ZM222 233V232H221ZM220 233V234H221ZM230 233V232H229ZM33 234V233H32ZM227 234V233H226ZM4 235V236H5ZM13 235V234H12ZM20 235V234H19ZM29 235V234H28ZM219 235V234H217ZM222 235L224 236V234L222 233ZM221 235V236H222ZM22 236V235H21ZM251 236V235H250ZM24 237V236H23ZM254 237V236H253ZM36 238V237H35ZM51 238V237H50ZM219 238V236H218ZM226 238V237H225ZM40 239V238H39ZM62 239V238H61ZM69 239V238H68ZM261 239V238H260ZM263 239V238H262ZM3 240V239H2ZM76 240V239H75ZM256 240V239H255ZM77 241V240H76ZM75 241V242H76ZM78 242V241H77ZM80 242V241H79ZM262 242V241H261ZM1 243H3V247H9L11 244L8 242L7 238L4 240V242L1 241ZM0 243V244H1ZM218 243V242H217ZM39 245V244H38ZM46 245V244H45ZM82 245V244H81ZM264 246V245H262ZM57 248V247H56ZM35 249V248H34ZM71 249V248H70ZM121 249V248H120ZM2 250V249H1ZM79 250V248H78ZM224 250V249H223ZM227 250V249H226ZM232 250V249H231ZM262 250V249H261ZM260 250V252H261ZM221 251V250H220ZM242 251V250H241ZM248 251V250H247ZM4 253V252H3ZM13 253V252H12ZM42 253V251H41ZM206 253V252H205ZM43 254V253H42ZM225 254V253H224ZM6 255V254H5ZM5 260V259H4ZM5 262V261H4ZM157 262V261H156ZM217 263V262H216ZM263 264V263H262Z\"/></svg>",
    "mask_w": 264,
    "mask_h": 264
},
{
    "label": "built area",
    "instance_id": "2783aa9c",
    "mask_svg": "<svg viewBox=\"0 0 264 264\" xmlns=\"http://www.w3.org/2000/svg\"><path fill=\"white\" fill-rule=\"evenodd\" d=\"M168 144H169V143H168ZM168 144H167V145H168ZM211 160H212V158H211V159H209V162L212 164Z\"/></svg>",
    "mask_w": 264,
    "mask_h": 264
}]
</instances>
